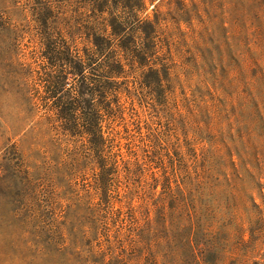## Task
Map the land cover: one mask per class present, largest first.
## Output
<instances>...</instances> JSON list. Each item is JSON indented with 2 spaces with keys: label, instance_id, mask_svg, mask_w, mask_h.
<instances>
[{
  "label": "rangeland",
  "instance_id": "obj_1",
  "mask_svg": "<svg viewBox=\"0 0 264 264\" xmlns=\"http://www.w3.org/2000/svg\"><path fill=\"white\" fill-rule=\"evenodd\" d=\"M112 258L264 264V0H0V264Z\"/></svg>",
  "mask_w": 264,
  "mask_h": 264
},
{
  "label": "trees",
  "instance_id": "obj_2",
  "mask_svg": "<svg viewBox=\"0 0 264 264\" xmlns=\"http://www.w3.org/2000/svg\"><path fill=\"white\" fill-rule=\"evenodd\" d=\"M139 28L142 29V31L145 34V37L147 39V44L150 46V48L152 47V45L154 44V37H155V33L158 31V22L157 20H149L146 19L143 21V23L141 25L138 26ZM120 65V64H119ZM121 66V65H120ZM198 225V231H199V224ZM186 231H191L192 233H194L193 231L196 232L197 228L195 226V224L193 222H191V224L189 226L185 227ZM147 227H142L140 229V232L137 233V235L139 236L137 239H133L134 244L139 245L142 242H144V240H146L147 237ZM210 251L211 246H208V248H205V250ZM206 250V252H207ZM114 258L110 259V261L108 262V264H112V262H114Z\"/></svg>",
  "mask_w": 264,
  "mask_h": 264
}]
</instances>
